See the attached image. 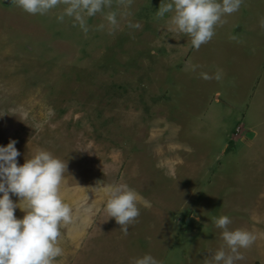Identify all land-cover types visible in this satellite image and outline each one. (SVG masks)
Returning a JSON list of instances; mask_svg holds the SVG:
<instances>
[{
    "label": "rangeland",
    "instance_id": "rangeland-1",
    "mask_svg": "<svg viewBox=\"0 0 264 264\" xmlns=\"http://www.w3.org/2000/svg\"><path fill=\"white\" fill-rule=\"evenodd\" d=\"M166 2L108 0L80 11L85 31L64 0L43 15L0 0V145L16 141L18 164L38 149L66 163L54 264H204L220 214L256 235L236 264H264V0L195 49L156 16ZM118 183L140 196L127 234L103 209Z\"/></svg>",
    "mask_w": 264,
    "mask_h": 264
},
{
    "label": "clouds",
    "instance_id": "clouds-1",
    "mask_svg": "<svg viewBox=\"0 0 264 264\" xmlns=\"http://www.w3.org/2000/svg\"><path fill=\"white\" fill-rule=\"evenodd\" d=\"M60 0H15L16 6L29 14L43 15L53 9ZM68 5L64 15L92 16L107 6L108 0H64ZM242 0H169L160 4L157 17L170 13L173 30L186 34L192 48L210 40L214 27L222 23V17L237 11ZM61 19L62 17H57ZM111 21L113 18L108 16ZM138 27L139 25H132ZM207 78V77H205ZM16 141L8 139L0 145V264H54L62 255L58 240L60 229L71 222L72 209L59 195V186L66 173L65 159H60L44 149H38L22 163ZM103 209L106 219L112 218L120 231L127 234L128 225L139 215V194L126 184L107 186ZM16 197L13 200L11 197ZM23 215L17 218L14 210ZM105 219V220H106ZM226 214L212 217V225L219 230L222 245L209 250L204 264H236L242 259L240 249H246L256 240V235L244 228L232 227ZM130 264H161L150 253L132 257Z\"/></svg>",
    "mask_w": 264,
    "mask_h": 264
}]
</instances>
